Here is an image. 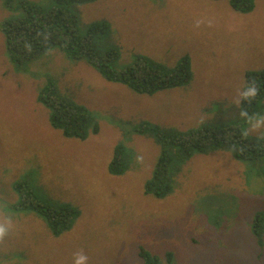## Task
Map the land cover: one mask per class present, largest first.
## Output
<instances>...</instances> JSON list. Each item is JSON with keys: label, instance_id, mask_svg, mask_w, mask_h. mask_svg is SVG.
<instances>
[{"label": "rangeland", "instance_id": "1", "mask_svg": "<svg viewBox=\"0 0 264 264\" xmlns=\"http://www.w3.org/2000/svg\"><path fill=\"white\" fill-rule=\"evenodd\" d=\"M255 3L247 12L234 11L230 0H99L78 6L82 23L105 17L111 32L104 46H117L132 62L143 55L167 69L183 64L189 81L151 96L109 82L87 61L58 51L17 72L0 33V264H73L80 254L87 264H146L143 250L158 264H264L251 231L256 211L264 209L262 179L247 182L245 165L224 152L220 161L196 152L177 182L232 193L243 213L232 199L214 213L199 211L211 198L196 199L194 212L173 196L156 199L145 194V186L161 148L135 130L144 123L184 133L207 123L241 124L247 134L264 137V128L253 130L240 116L242 108L264 115V89L254 110L237 103L247 73L264 70V0ZM4 6L0 0V10ZM48 80L62 97L100 112L96 135L68 138L51 124L50 109L38 99ZM119 146L127 169L111 175ZM8 155L12 159L3 164ZM17 183H26L40 203L78 208L72 231L57 237L42 212L20 206Z\"/></svg>", "mask_w": 264, "mask_h": 264}, {"label": "trees", "instance_id": "2", "mask_svg": "<svg viewBox=\"0 0 264 264\" xmlns=\"http://www.w3.org/2000/svg\"><path fill=\"white\" fill-rule=\"evenodd\" d=\"M99 0H4L5 6L0 10V33L8 51L10 61L15 65L17 72H24L30 62L49 57L52 51L65 54L69 60L87 61L107 81L126 85L138 95H154L160 91L179 88L182 83L188 82L190 75H185L183 64L174 69H167L147 56L138 55L131 64L122 66V51L117 46L106 45L104 37L110 35L111 27L105 19L94 23H82L78 6L94 4ZM231 7L236 12H247L255 8V0H230ZM3 8V7H2ZM79 31V32H78ZM181 71L182 75L178 72ZM255 81L258 95L247 103L254 110L258 98L264 89V70L248 72L245 85ZM80 85V84H78ZM51 80L45 82L40 89L39 102L50 109V121L56 128L63 131L69 138L86 140L90 134L100 131L101 114L98 110L92 111L87 107L74 102L71 98L62 97ZM245 110V108H244ZM251 113V110H247ZM202 126L201 129L190 132H175L173 129L153 127L150 124H141L135 128L140 134H149L154 137L161 148V157L152 179L145 186V194L156 199H167L171 196L182 200L175 192V185L180 171L196 152L205 157H213L220 161L222 151L245 164L247 182L253 184L256 177L262 179L259 185L264 184V137L247 134L241 124L228 126ZM177 149V155L173 150ZM11 148L8 150V152ZM121 147L117 149V157L110 165V174L122 175L127 169V162L121 161ZM211 153V154H210ZM12 159L10 155L4 158L3 164ZM205 159V158H204ZM213 160V161H215ZM218 164L220 162H217ZM225 166V165H223ZM218 165L211 168L213 172L220 170ZM203 174H209L201 172ZM30 177V176H29ZM28 180L26 183L29 184ZM25 184L17 183L16 190L20 194L19 205L30 210L42 212L48 227L57 236L72 231L81 213L78 208L70 205L55 207L46 202L40 203L27 189ZM264 186V185H263ZM206 190L205 186H201ZM201 188L187 189L189 194H195L188 207L191 212L196 211L194 202L198 198H211L199 207V211L214 213L219 207L231 203L243 213L240 199L229 193L221 195L214 188L213 194H208ZM261 193V192H260ZM258 193V194H260ZM257 195V194H256ZM192 205V206H191ZM209 208V209H208ZM231 213H228L230 216ZM245 216V215H244ZM243 216V217H244ZM227 227L230 225L226 223ZM252 234L257 238L260 247L259 256L264 252V209L256 211L252 221ZM141 257L146 264H158V259L143 250ZM168 257H173L168 254Z\"/></svg>", "mask_w": 264, "mask_h": 264}, {"label": "clouds", "instance_id": "3", "mask_svg": "<svg viewBox=\"0 0 264 264\" xmlns=\"http://www.w3.org/2000/svg\"><path fill=\"white\" fill-rule=\"evenodd\" d=\"M255 7H256V3H255ZM125 52H122V55L124 54ZM129 54V53H128ZM121 63H125L122 61V57H121ZM126 63L128 64H131L132 63V58H130ZM106 80V79H105ZM121 84V83H119ZM126 86V85H125ZM127 87V86H126ZM174 89H177V88H174ZM174 89H170V90H164V91H160L159 93L161 92H166V91H171V90H174ZM158 94V93H156ZM258 95V87H257V84L256 82L253 80V81H250L249 83H247L245 85V87L243 88V90L239 93V97L240 99L237 101V103H251ZM139 96H145V95H139ZM149 96V95H147ZM240 116L242 119H244L248 124L249 126L255 130V129H260V128H264V115L262 114H249V112L247 110H244L242 108V110L240 111ZM53 125V124H52ZM54 126V125H53ZM91 135H96L95 133H92L90 134L89 136ZM69 138V137H68ZM89 138V137H88ZM259 138H263V137H259ZM78 139V138H77ZM224 152V151H222ZM117 157V152H115L113 154V157L111 159V162H110V165L112 164V162L116 159ZM161 157V156H160ZM194 157V156H193ZM193 157L190 159L192 160ZM160 159V158H159ZM189 160V161H190ZM237 160V159H236ZM187 161V162H189ZM238 161V160H237ZM238 162H241L242 164H244L242 161H238ZM187 165V164H186ZM186 165L184 167H186ZM245 165V164H244ZM109 171H110V166H109ZM184 176L183 175H179V177L177 178V180H180L181 178H183ZM175 186L179 187L180 189V195L178 196H183L185 194H189L187 189H186V186H183L182 183L180 181H178L176 184H174ZM190 190V189H188ZM203 190V189H201ZM206 193L208 194H213V192L210 190V189H206L204 190ZM172 197V196H171ZM174 197V196H173ZM184 197V196H183ZM176 199V197H174ZM205 198H207V196H205ZM159 200H164V199H159ZM183 206L185 205L186 207H188L189 203L191 202V200L188 202L186 201L184 198H182L181 200ZM181 204V205H182ZM179 205V206H181ZM182 206V207H183ZM192 206V205H191ZM191 208V207H190ZM209 209V208H208ZM203 213H208V211H205ZM5 231V229L3 227H0V234H3V232ZM264 249V248H263ZM260 255V254H259ZM260 257V256H259ZM262 257H264V254H262ZM261 257V258H262ZM73 264H87V257L80 254V255H77L74 257L73 259Z\"/></svg>", "mask_w": 264, "mask_h": 264}, {"label": "crops", "instance_id": "4", "mask_svg": "<svg viewBox=\"0 0 264 264\" xmlns=\"http://www.w3.org/2000/svg\"><path fill=\"white\" fill-rule=\"evenodd\" d=\"M127 56V57H126ZM129 60V54L128 53H124L123 55H122V61L123 62H127Z\"/></svg>", "mask_w": 264, "mask_h": 264}, {"label": "bare ground", "instance_id": "5", "mask_svg": "<svg viewBox=\"0 0 264 264\" xmlns=\"http://www.w3.org/2000/svg\"><path fill=\"white\" fill-rule=\"evenodd\" d=\"M79 32V31H78Z\"/></svg>", "mask_w": 264, "mask_h": 264}]
</instances>
